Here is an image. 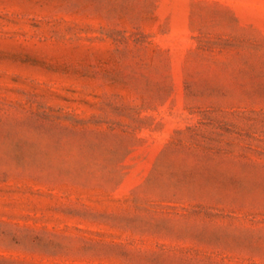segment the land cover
I'll return each instance as SVG.
<instances>
[{"label": "rangeland", "instance_id": "obj_1", "mask_svg": "<svg viewBox=\"0 0 264 264\" xmlns=\"http://www.w3.org/2000/svg\"><path fill=\"white\" fill-rule=\"evenodd\" d=\"M0 264H264V0H0Z\"/></svg>", "mask_w": 264, "mask_h": 264}]
</instances>
